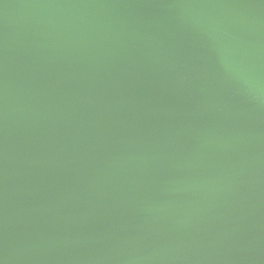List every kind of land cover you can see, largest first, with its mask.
Instances as JSON below:
<instances>
[{
	"label": "water",
	"instance_id": "water-1",
	"mask_svg": "<svg viewBox=\"0 0 264 264\" xmlns=\"http://www.w3.org/2000/svg\"><path fill=\"white\" fill-rule=\"evenodd\" d=\"M0 264H264V0H0Z\"/></svg>",
	"mask_w": 264,
	"mask_h": 264
}]
</instances>
